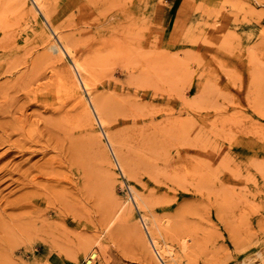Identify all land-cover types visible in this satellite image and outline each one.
Masks as SVG:
<instances>
[{"label": "rangeland", "instance_id": "obj_1", "mask_svg": "<svg viewBox=\"0 0 264 264\" xmlns=\"http://www.w3.org/2000/svg\"><path fill=\"white\" fill-rule=\"evenodd\" d=\"M2 1L0 264H160L109 224V190L81 152L91 132L67 123L79 102L46 99L72 69L50 49L62 48L58 32L91 61L94 93L115 102L121 130H160L165 175L143 173L135 187L155 216L171 215L157 233L180 255L166 262L264 264V0H181L172 10L171 0H43L52 28L34 0ZM113 163L116 198H131Z\"/></svg>", "mask_w": 264, "mask_h": 264}, {"label": "bare ground", "instance_id": "obj_2", "mask_svg": "<svg viewBox=\"0 0 264 264\" xmlns=\"http://www.w3.org/2000/svg\"><path fill=\"white\" fill-rule=\"evenodd\" d=\"M25 1L26 0H12L6 5L17 7L21 2H24L21 4L22 6L25 4ZM33 2L39 11H43L45 13V20L52 28L51 24L53 23L52 18L54 16L51 18L50 13L47 11L49 6H45L43 0H34ZM4 4L5 3L0 0V5L3 6ZM185 5L186 2L182 5V7L184 8ZM56 35H59L57 39L62 44V48L59 46L58 42L55 41L51 43V46H48H50V49L55 53H58L57 59L55 58L56 60H62L63 55L67 54L72 61V69L66 67V75L59 74L57 76L56 88L46 93V99L51 102L56 99L62 101L76 100L81 105L82 111L67 117V123L70 125L72 130H84L89 128V132H91L90 135L88 134V137L82 140L84 151L81 152H84L85 154L86 166H90L98 170L104 186L109 190V198L103 209L105 214L108 216L109 224L111 225L112 223L118 222L120 230L127 232L132 240L138 242L140 247L142 246L141 248L146 250L147 254H149L152 258H156L155 262L158 260L160 264H168L166 262L167 255H170L174 260H177L175 257L178 253L174 256L173 247L168 242H162L159 234L157 233L158 231H160L159 233L162 232V229L164 228L162 225L163 223L167 224L170 222L171 215L169 217L165 215H161L160 217L155 216L153 209L154 204L148 197V194H143V192L141 193L135 187L140 181V176L143 173L149 174V177L154 178L155 181L157 179L159 180L161 175H165L163 173V169L166 160L160 150L162 142H159L157 137L160 130H121L116 125L119 113L116 110L115 102L103 94L94 93L95 89L91 85V61L83 58L80 46L75 39L62 36L59 32ZM80 88L87 90L89 103L85 102L84 95L81 93ZM92 115L97 118L102 128L105 127L106 130L103 131L105 140L102 138L99 130L94 127L95 119ZM132 122L135 125L139 123L135 116ZM109 151H111L112 156ZM113 161L117 162L120 169L134 186V193L131 198L129 196L124 200H119L114 194L117 185L120 183V178L116 173ZM136 208L141 213V219H138L136 215ZM167 217L168 220L164 221ZM139 221L143 224L144 228H142ZM148 223L151 224V229L148 226ZM165 228H167V226ZM165 234L167 233L165 232ZM181 237H183L184 248H188L189 246L187 245L190 240H188L186 236ZM96 241L99 242L98 240ZM85 248L87 249V255L89 254L91 260L97 258V252L92 251L89 245H86ZM175 252H177V250ZM188 253L190 252L188 251L186 255ZM90 263L91 261L88 262V264Z\"/></svg>", "mask_w": 264, "mask_h": 264}, {"label": "crops", "instance_id": "obj_3", "mask_svg": "<svg viewBox=\"0 0 264 264\" xmlns=\"http://www.w3.org/2000/svg\"><path fill=\"white\" fill-rule=\"evenodd\" d=\"M181 0H171L170 2V9L172 10L174 7H177L179 5V3L181 4L182 2H180Z\"/></svg>", "mask_w": 264, "mask_h": 264}]
</instances>
